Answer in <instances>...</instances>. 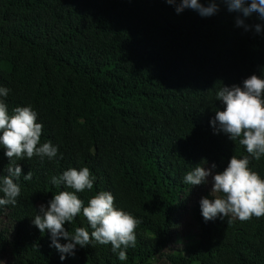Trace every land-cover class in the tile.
Segmentation results:
<instances>
[{
    "label": "trees",
    "instance_id": "trees-1",
    "mask_svg": "<svg viewBox=\"0 0 264 264\" xmlns=\"http://www.w3.org/2000/svg\"><path fill=\"white\" fill-rule=\"evenodd\" d=\"M218 7L201 16L177 13L166 0H0V87L10 90L0 99L10 114L31 106L41 144L58 148L51 160L10 162L0 147V176L10 163L22 169L17 203L0 206L7 264H264V216L205 221L201 200H190L204 184L184 182L197 165L222 172L233 155H249L210 121L224 109L216 97L223 86L264 78V19ZM249 161L264 179V156ZM73 167L95 178L93 189L77 193L85 206L110 191L115 207L141 221L126 260L95 241L61 260L51 234L34 225L41 204L74 191L51 182ZM186 210L194 237L173 247ZM64 227L91 231L82 214Z\"/></svg>",
    "mask_w": 264,
    "mask_h": 264
},
{
    "label": "clouds",
    "instance_id": "clouds-1",
    "mask_svg": "<svg viewBox=\"0 0 264 264\" xmlns=\"http://www.w3.org/2000/svg\"><path fill=\"white\" fill-rule=\"evenodd\" d=\"M170 5H176V12L186 8L196 10L201 16H211L219 11L218 4L227 5L228 11L242 13L244 17L257 13L264 19V0H206L207 6L201 0H166ZM237 25H243L240 18ZM256 32L261 26H255ZM9 89L0 87V98L7 97ZM217 100L224 104L223 110H217L210 121L214 130L223 132L233 141L239 138V143L246 147L247 153L259 161L264 156V78L256 74L243 81L242 86L233 84L223 86L216 93ZM37 112L31 106L16 107L10 114L4 99H0V147L5 149V155L10 162L38 156L49 160L55 158L58 148L50 141L41 144L43 125L37 122ZM249 155L237 158L233 155L222 172H214L215 163L211 167L197 165L184 176L188 185H202L211 177V199H201L202 216L205 221L214 220L218 216H232L240 221H247L253 216H264V179L249 167ZM7 175L0 176V206L17 203L21 193L20 185L15 182L21 177L19 164H9ZM32 179V172L24 176ZM94 176L88 167H75L64 171L59 177H52V184L64 185L66 189L47 204L38 207L34 217V225L44 233L51 234L50 247H55L61 253L60 259L66 255H75L77 246L81 248L92 241L102 245L111 244L114 252L118 251L121 261L127 259L126 250L136 244V229L141 223L132 214L115 207V198L110 191H100L92 196L85 206V201L77 193L93 189ZM86 218L90 226L77 227L73 232L65 229L66 223H72L79 215ZM64 239L67 243H60Z\"/></svg>",
    "mask_w": 264,
    "mask_h": 264
},
{
    "label": "rangeland",
    "instance_id": "rangeland-1",
    "mask_svg": "<svg viewBox=\"0 0 264 264\" xmlns=\"http://www.w3.org/2000/svg\"><path fill=\"white\" fill-rule=\"evenodd\" d=\"M209 182L207 184H204L203 186H195V190L192 191L191 194V201H197L201 200L202 198L206 197L205 193H208L210 195L211 193V177L208 178ZM179 232H178V237L176 241L173 243V247H178L186 242H188L191 238L194 237L193 231L194 229V224L192 219L190 218L187 210L184 211L182 215H180V220H179ZM9 260V257L7 254L4 252L2 255H0V264H7Z\"/></svg>",
    "mask_w": 264,
    "mask_h": 264
}]
</instances>
